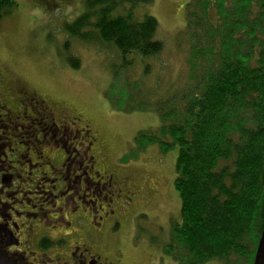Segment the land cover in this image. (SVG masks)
I'll return each mask as SVG.
<instances>
[{
	"label": "trees",
	"instance_id": "obj_1",
	"mask_svg": "<svg viewBox=\"0 0 264 264\" xmlns=\"http://www.w3.org/2000/svg\"><path fill=\"white\" fill-rule=\"evenodd\" d=\"M151 2L85 0L83 13L65 26L68 38L113 47L119 63L109 100L124 112L138 94L118 76L125 72L130 86L136 57L163 48L154 40L155 18L136 10ZM15 6L0 0V22ZM185 12L195 86L150 105L160 124L138 132L122 162L151 145L162 155L177 148L181 220L163 246L175 264H253L264 228V0H190Z\"/></svg>",
	"mask_w": 264,
	"mask_h": 264
},
{
	"label": "rangeland",
	"instance_id": "obj_2",
	"mask_svg": "<svg viewBox=\"0 0 264 264\" xmlns=\"http://www.w3.org/2000/svg\"><path fill=\"white\" fill-rule=\"evenodd\" d=\"M14 1L15 9L0 22V93L15 106L16 112H21L5 68L14 80L65 108L66 115L82 114L103 132L110 149L108 164L119 170L122 180L127 177L137 192L130 205L124 206L122 198L116 205V213L125 214L124 227L119 221L122 228L119 236L128 249L154 248H141V254L127 251L146 262L147 255L156 254V249L169 240L172 224L181 220V203L173 182L178 150L174 147L162 155L157 145H151L126 164L122 159L133 147L138 132L155 131L159 126L157 112L150 105L170 95L180 96L195 86L188 64L191 50L185 30V7L190 0H152L149 5L136 8L139 17L147 14L155 18L158 28L154 40L163 44V48L156 56L136 57L133 69L128 72L130 86L125 72L118 76L120 86L131 95L138 94L126 104L132 108L128 112L112 107L109 100L114 66L119 63L113 47L68 38L65 26L83 13L85 0H54V6L45 0ZM71 58L79 60L77 68L72 67ZM66 123L67 130L73 129L71 123ZM28 124L29 121L24 131L28 130Z\"/></svg>",
	"mask_w": 264,
	"mask_h": 264
},
{
	"label": "flooded vegetation",
	"instance_id": "obj_3",
	"mask_svg": "<svg viewBox=\"0 0 264 264\" xmlns=\"http://www.w3.org/2000/svg\"><path fill=\"white\" fill-rule=\"evenodd\" d=\"M3 70L21 112L0 93V264H175L161 245L146 262L127 254L154 248L119 236L116 205L137 192L108 164L103 132Z\"/></svg>",
	"mask_w": 264,
	"mask_h": 264
},
{
	"label": "water",
	"instance_id": "obj_4",
	"mask_svg": "<svg viewBox=\"0 0 264 264\" xmlns=\"http://www.w3.org/2000/svg\"><path fill=\"white\" fill-rule=\"evenodd\" d=\"M253 264H264V228L262 230Z\"/></svg>",
	"mask_w": 264,
	"mask_h": 264
}]
</instances>
